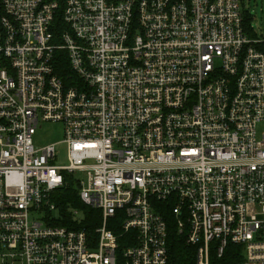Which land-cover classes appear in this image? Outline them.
Instances as JSON below:
<instances>
[{
  "label": "built area",
  "instance_id": "obj_1",
  "mask_svg": "<svg viewBox=\"0 0 264 264\" xmlns=\"http://www.w3.org/2000/svg\"><path fill=\"white\" fill-rule=\"evenodd\" d=\"M243 3L0 0V264H169V214L196 264H264V37ZM45 122L67 165L35 147ZM71 180L94 234L58 225Z\"/></svg>",
  "mask_w": 264,
  "mask_h": 264
},
{
  "label": "trees",
  "instance_id": "obj_2",
  "mask_svg": "<svg viewBox=\"0 0 264 264\" xmlns=\"http://www.w3.org/2000/svg\"><path fill=\"white\" fill-rule=\"evenodd\" d=\"M245 10L246 8H244L246 30L249 31V33H251L252 35H256L255 30L251 28L253 16H250ZM58 197L59 198L57 202L59 203V208L61 209L62 214L66 217V219L60 221V224L58 225L66 226L69 229L79 228L88 232L89 234H94L95 230L100 224V222H98V220L93 217L96 211L89 209L82 204L78 194V189L74 181L71 180V183L64 189H62ZM73 210H80L84 213V220L75 222L76 225L71 223L73 220ZM169 218L171 220V223L168 230V249L170 252L168 263L196 264V248L190 247L186 242V237L182 234H179L176 224L170 214ZM116 234H120L119 230L116 231ZM236 248L239 247L230 246L229 251H227L226 255L222 259H217L216 257L212 256V264H237L241 260V257L236 255Z\"/></svg>",
  "mask_w": 264,
  "mask_h": 264
},
{
  "label": "rangeland",
  "instance_id": "obj_3",
  "mask_svg": "<svg viewBox=\"0 0 264 264\" xmlns=\"http://www.w3.org/2000/svg\"><path fill=\"white\" fill-rule=\"evenodd\" d=\"M243 8L250 16H253L251 28L255 30L256 35L264 37V0H243ZM258 137L261 139L264 133V122L257 127ZM34 143L37 149H42L46 145H55L57 151L56 164L67 165L68 164V151L67 146L64 143L65 137L62 124L45 122L41 123L36 135L34 136ZM75 180L87 181L86 176L83 174H75ZM77 189H79L76 184ZM77 210H74V213ZM79 211V214L73 219L75 222L84 220L83 211ZM59 214L55 213L53 218L59 220Z\"/></svg>",
  "mask_w": 264,
  "mask_h": 264
}]
</instances>
